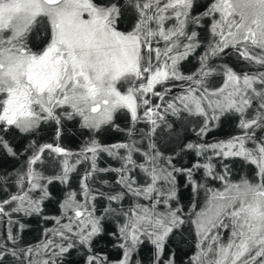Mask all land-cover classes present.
Returning a JSON list of instances; mask_svg holds the SVG:
<instances>
[{
  "label": "snow or ice",
  "instance_id": "1",
  "mask_svg": "<svg viewBox=\"0 0 264 264\" xmlns=\"http://www.w3.org/2000/svg\"><path fill=\"white\" fill-rule=\"evenodd\" d=\"M201 48L199 67L186 74L183 62ZM227 56L249 70L215 64ZM215 77L222 80L219 86L210 83ZM157 86L163 92L155 91ZM177 87L161 113L149 94L164 100ZM121 110L131 116L128 140L102 145L95 134L112 127ZM169 114L202 119L199 129H192L201 140L225 115H236L241 131L212 143L178 139L179 152L172 149L176 155L212 156L190 168L177 167L175 157L165 155L172 137L180 136L168 123ZM76 118L94 134L79 152L59 143L37 146L33 140L25 148L32 155L24 165L0 176L7 183L14 175L17 189L0 199V219H7L0 264H65L78 248L86 250L84 264H110L93 248L108 217L119 221L111 235L122 252L111 264H143L136 257L145 244L151 246L150 264H177L168 245L185 230L194 248L185 264H264V0H207L206 6L201 0H0V155H21L7 139L9 133L32 134L54 123L59 140L64 122ZM141 120L147 130H140L138 141L135 125ZM46 150L64 157L56 176L35 167ZM105 152L121 166L99 168L97 158ZM73 156L74 163L69 160ZM213 157L240 158L254 175L233 180L227 164L222 172L216 170ZM82 162L89 167L80 192H69L60 202L57 226L45 229L40 242L21 247L13 214L41 213L50 196L48 185L68 183ZM107 172L117 174L115 184L108 191L93 187L97 174ZM178 175L192 189L187 211L179 203ZM98 197L107 201L99 215ZM24 227L19 224L20 230Z\"/></svg>",
  "mask_w": 264,
  "mask_h": 264
},
{
  "label": "trees",
  "instance_id": "2",
  "mask_svg": "<svg viewBox=\"0 0 264 264\" xmlns=\"http://www.w3.org/2000/svg\"><path fill=\"white\" fill-rule=\"evenodd\" d=\"M201 3L206 6L207 0H201ZM198 11H202L198 9ZM209 23L205 21V25ZM206 33V28L202 29V35ZM204 51L203 48L197 52L196 55L192 56L189 60L183 62L182 70L188 74L194 72L198 67V59L200 53ZM226 63L232 66L236 71H241L242 69L247 71L249 66L242 62H238L235 56H227L222 59L216 60L215 64ZM222 80L219 77L212 78L210 83L214 86H219ZM155 91L163 92V88L157 86ZM179 92V88H174L169 92L164 100H161L157 96H151L150 100L153 104H160L161 107L159 111L164 112L167 101L170 100ZM139 114L142 116L141 111ZM168 123H173L177 132L180 134L179 137L173 136L172 143L168 145V150L165 152V155H173L174 163L177 167L190 168L193 163L199 160L203 163L207 156H212L211 152L205 154L204 157H197L194 151H186L181 155H176L172 149H175L176 152H179V149L176 147V141L182 138L183 143L194 142V143H212L218 140H227L228 138L238 135L240 129L237 127L238 117L236 115H225L218 122H213L212 130L201 140L197 137L196 132L192 131L193 128L199 129L202 119L197 118H188L184 119L181 117H175L168 115ZM117 126L119 129L117 130ZM185 126L187 127V132H185ZM132 127L131 116L127 110H121L114 115V125L112 127H105L99 131L98 134H95V139L98 140L102 145H112L119 142H125L128 140L127 129ZM55 124H44L42 125L35 133L32 134H18V133H9L7 139L11 140L15 145L18 152L21 155L17 158L6 157L0 155V176H8L9 173H14L15 170L20 169L28 156L32 155V151L25 152V148L29 145L31 141H36L37 146L44 143H59L60 146L68 149L73 153L80 151L81 147L93 137V133L88 129L81 128L79 119L66 120L61 129V135L59 140L55 137ZM136 134L134 139L140 141V130H147V125L145 121L141 120L135 125ZM166 132L167 130H162ZM161 139H166L162 133ZM144 147L147 146V141H142ZM121 154L124 153V150H120ZM135 159L138 161L141 159L140 154H136ZM76 157H71L70 162L74 163ZM42 163L38 162L35 166L38 171L43 172L45 176H56L61 172V162L58 160V157L55 153H50L45 151L42 154ZM212 163L217 166V171L222 172L223 166L225 164L231 169V178L233 180H238L242 175H247L251 178L254 175V168L249 165H245L240 158H226L221 159L218 157H213ZM97 165L99 168H119L121 166V161L119 159H114L109 156L106 152L99 154L97 158ZM89 167V163L82 162L81 164L76 165V170L69 174V181L66 184L60 183V181H53L48 185V190L50 192L49 198L45 199L41 208L42 211L39 214L25 215L23 213L13 214L12 219L18 221L14 225V228L20 232V237L22 240L21 247L27 244H34L40 242L44 238L45 229H53L56 225L55 217L61 215L60 202L65 198V195L69 192H80V181L84 175L85 170ZM142 181V176L139 177ZM203 178V169L198 170L195 173V179L200 181ZM14 175L9 178L8 182L5 183L0 180V199L7 198V195L15 192L16 186L14 184ZM109 181L108 185H101L100 180ZM117 179V174L115 172L99 173L96 176L95 182L92 183V186L100 189L101 191H108L111 186L115 184ZM210 184H217L216 181H209ZM178 184V196L179 203L185 206V211H187V206L190 203L192 197L191 186L187 184V178L183 175L177 176ZM34 198L39 197V191L34 192ZM203 196V193H201ZM97 208L99 209L98 215L103 211L104 206H106L107 201L100 199L99 197L95 201ZM14 206V205H13ZM124 206H128V201H124ZM175 206V205H174ZM48 218V219H46ZM66 222V221H64ZM119 221L115 217H108L104 221V233L96 239L95 244L93 245L94 252L102 256H106L108 261L115 262L120 259L122 252L116 247L117 244L116 237L111 235L116 232L117 225ZM19 224H24L25 227L23 230L19 229ZM7 229V219H0V238L6 235ZM169 250L175 252L177 264H185L187 257L192 254L194 251L193 248V238L189 235L187 230L184 231L183 236L178 232L174 235L169 241ZM151 246L148 244L143 245L139 249L137 259L143 261V264H150L151 256ZM85 249H76L70 252V254L65 258V264H84L85 258Z\"/></svg>",
  "mask_w": 264,
  "mask_h": 264
},
{
  "label": "rangeland",
  "instance_id": "3",
  "mask_svg": "<svg viewBox=\"0 0 264 264\" xmlns=\"http://www.w3.org/2000/svg\"><path fill=\"white\" fill-rule=\"evenodd\" d=\"M125 87H127V85H125ZM149 96L151 97V95L149 94ZM143 111H144V109H142V111H141V114L143 115ZM58 157V156H57ZM64 159V157H58V160H63ZM69 159H71V158H69Z\"/></svg>",
  "mask_w": 264,
  "mask_h": 264
},
{
  "label": "flooded vegetation",
  "instance_id": "4",
  "mask_svg": "<svg viewBox=\"0 0 264 264\" xmlns=\"http://www.w3.org/2000/svg\"><path fill=\"white\" fill-rule=\"evenodd\" d=\"M122 27H123V25H122Z\"/></svg>",
  "mask_w": 264,
  "mask_h": 264
}]
</instances>
